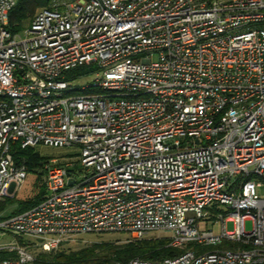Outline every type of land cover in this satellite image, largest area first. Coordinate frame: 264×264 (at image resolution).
I'll list each match as a JSON object with an SVG mask.
<instances>
[{"label":"built area","instance_id":"built-area-1","mask_svg":"<svg viewBox=\"0 0 264 264\" xmlns=\"http://www.w3.org/2000/svg\"><path fill=\"white\" fill-rule=\"evenodd\" d=\"M15 5L0 0V204L29 174L15 147L78 153L0 218L17 236L0 264L35 260L23 235L52 251L155 230L184 251L114 264H264V0H50L12 32Z\"/></svg>","mask_w":264,"mask_h":264},{"label":"trees","instance_id":"trees-1","mask_svg":"<svg viewBox=\"0 0 264 264\" xmlns=\"http://www.w3.org/2000/svg\"><path fill=\"white\" fill-rule=\"evenodd\" d=\"M50 0H16V5L9 15V28L12 32L21 31L27 24H30L35 13L48 6ZM84 70L78 68L77 71ZM15 157L19 161H24L29 172L35 176V192L25 199H17L15 195L6 202L0 204L3 210L7 204L17 203V210L13 213L23 212L42 200L45 189L42 185V175L44 174V164L50 159L48 155L41 154L37 146L21 148L15 147ZM75 245L70 241L63 242L57 249L45 251L35 244L29 246L33 251L35 260L30 264H114L118 261H129L140 257L146 260H163L180 255L184 249L172 247L167 237L145 236L135 240H101L83 242L80 238ZM21 243L30 244L21 239ZM39 249V251H35ZM10 254L2 252V257Z\"/></svg>","mask_w":264,"mask_h":264},{"label":"rangeland","instance_id":"rangeland-1","mask_svg":"<svg viewBox=\"0 0 264 264\" xmlns=\"http://www.w3.org/2000/svg\"><path fill=\"white\" fill-rule=\"evenodd\" d=\"M29 25V24H27ZM26 25V26H27ZM156 58V56H154ZM38 151L41 152L43 155H48L50 158L58 157L62 158V156L66 154H74L78 153L75 149H69V148H57V147H51L46 145H37ZM43 176V175H42ZM35 176L29 172L28 177L24 185L20 188V190L17 193V199H25L29 195L34 194L35 192ZM263 188H261L259 191L260 193H263ZM17 203H11L7 204L6 207L3 210H0V218L8 216L12 214L14 211H16ZM227 228L229 230L234 229L233 223L229 222L227 224ZM253 228V222L252 220L246 221V230L251 231ZM213 229L215 232H218L220 230V225L215 224L213 225ZM172 232L167 230H155L149 233L148 236L150 237H169L171 236ZM80 238H82L83 242H91V241H101V240H116L120 239L121 241H125L128 239H131L130 235L124 232H105V233H84L80 234L74 237L70 241L71 245H75ZM24 240L26 242L32 243V244H38L39 239L34 236H28L23 235L20 240ZM17 241V236L11 232H3L0 230V248L7 246V245H13ZM30 251H32L30 249ZM36 252L39 251V249L35 250ZM33 252V251H32Z\"/></svg>","mask_w":264,"mask_h":264}]
</instances>
